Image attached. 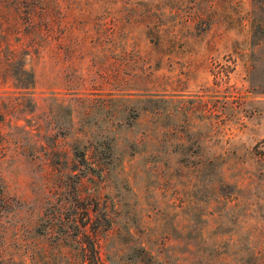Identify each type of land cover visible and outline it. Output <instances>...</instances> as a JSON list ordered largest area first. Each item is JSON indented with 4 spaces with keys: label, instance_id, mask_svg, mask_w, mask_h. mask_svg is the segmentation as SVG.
Wrapping results in <instances>:
<instances>
[{
    "label": "rangeland",
    "instance_id": "rangeland-1",
    "mask_svg": "<svg viewBox=\"0 0 264 264\" xmlns=\"http://www.w3.org/2000/svg\"><path fill=\"white\" fill-rule=\"evenodd\" d=\"M59 5L56 55L0 45V264L95 222L105 264H264V0Z\"/></svg>",
    "mask_w": 264,
    "mask_h": 264
},
{
    "label": "trees",
    "instance_id": "trees-1",
    "mask_svg": "<svg viewBox=\"0 0 264 264\" xmlns=\"http://www.w3.org/2000/svg\"><path fill=\"white\" fill-rule=\"evenodd\" d=\"M21 25L24 28V38L19 35ZM59 25V0H0V45L3 44L5 51L3 70H8L6 67L12 66L13 63H18L21 69L23 53L30 54L31 52L36 55L40 49H43L56 55L62 43ZM11 37L19 42L18 46L12 45L13 38ZM10 75L17 77L14 73ZM27 76V82L31 84L33 78L30 71ZM15 82L20 83L19 80ZM262 143H264V136L254 144L257 147L254 153L264 155V146H259ZM86 218L89 216L87 215ZM91 226L90 232L85 227L81 231L87 238L90 264H105L98 236L99 224L95 222L91 223Z\"/></svg>",
    "mask_w": 264,
    "mask_h": 264
}]
</instances>
